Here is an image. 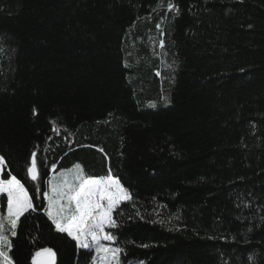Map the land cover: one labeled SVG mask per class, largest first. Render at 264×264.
I'll list each match as a JSON object with an SVG mask.
<instances>
[{
    "label": "trees",
    "instance_id": "obj_1",
    "mask_svg": "<svg viewBox=\"0 0 264 264\" xmlns=\"http://www.w3.org/2000/svg\"><path fill=\"white\" fill-rule=\"evenodd\" d=\"M37 149L41 192L79 162L133 193L106 229L124 259L264 264V0H0V154L30 195ZM33 202L14 264L45 246L90 264Z\"/></svg>",
    "mask_w": 264,
    "mask_h": 264
},
{
    "label": "snow or ice",
    "instance_id": "obj_2",
    "mask_svg": "<svg viewBox=\"0 0 264 264\" xmlns=\"http://www.w3.org/2000/svg\"><path fill=\"white\" fill-rule=\"evenodd\" d=\"M165 11L175 15L180 13L179 6L172 2L167 3ZM161 24L162 22L155 25L157 30H161ZM164 35L161 30L159 39L161 49L165 48ZM156 75L159 76L160 72L157 71ZM36 114L34 108L33 115ZM61 131L57 123L52 122L51 132L59 135ZM63 139L67 140L68 136H64ZM48 140H52V136H49ZM47 150L37 149L30 153L26 178L33 182V195H42L47 201L43 212L54 225V230L67 234V237L75 241L78 250H86L85 255L90 257V264L91 262L126 264L121 260L125 249L116 246L119 237L106 229H117L121 226L117 217L124 215L122 204L131 202L135 208L133 193L125 187L120 178L112 174L110 168L104 175H89L79 162L47 178V190L41 192V173L38 164L48 166L43 160L38 161V151ZM98 150L103 152L102 148ZM6 167L5 156L0 154V197H6V214L0 212V264H14L12 256L9 255L13 248L11 238L17 236L21 218L27 213L37 212L38 207L34 205L33 195H30L25 183L10 171H6ZM56 168L57 165L53 163L52 171L55 172ZM135 216L144 219L139 210L135 212ZM141 247L147 248L149 245L143 244ZM92 252L95 253L94 257L91 256ZM30 260L31 264H57V252L52 247H40L31 255Z\"/></svg>",
    "mask_w": 264,
    "mask_h": 264
},
{
    "label": "rangeland",
    "instance_id": "obj_3",
    "mask_svg": "<svg viewBox=\"0 0 264 264\" xmlns=\"http://www.w3.org/2000/svg\"><path fill=\"white\" fill-rule=\"evenodd\" d=\"M151 44H152V42H151ZM166 104H167L166 100H162L159 103V105H162V106L166 105ZM104 243L108 244L110 242H104ZM121 260H122V262H126V264H140V262H141V260H136V259H124L123 256L121 257ZM142 262H143V264H146V262H144V261H142Z\"/></svg>",
    "mask_w": 264,
    "mask_h": 264
}]
</instances>
